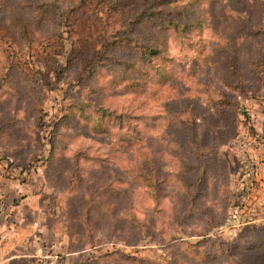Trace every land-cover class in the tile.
<instances>
[{"label": "rangeland", "instance_id": "obj_1", "mask_svg": "<svg viewBox=\"0 0 264 264\" xmlns=\"http://www.w3.org/2000/svg\"><path fill=\"white\" fill-rule=\"evenodd\" d=\"M95 1L0 0V225L60 264H264V0H160L174 28L111 15L108 47Z\"/></svg>", "mask_w": 264, "mask_h": 264}, {"label": "trees", "instance_id": "obj_2", "mask_svg": "<svg viewBox=\"0 0 264 264\" xmlns=\"http://www.w3.org/2000/svg\"><path fill=\"white\" fill-rule=\"evenodd\" d=\"M122 0H96L95 5L91 10V14L93 15L94 22L91 24H88L86 27L81 26V29L78 31L80 34H83V31L87 30L90 31V28L92 29L95 26H102L105 25V22H107V19L111 15H117L119 17H122L123 19H126L128 23H131V27L139 26L138 24L144 23V25H148L152 28H159L160 31H166L168 29L174 28L176 25H173L174 21L171 19L166 18L168 13H165L163 11V8L159 7L161 10L155 9L157 5H161L160 0H137V3L132 4L128 9H122L119 10V5ZM163 5L167 7L170 2H173V0H162ZM105 31H103V37L105 38L103 43L105 47H108L109 44V32H107V27L105 25ZM109 35V36H107ZM158 38V36H157ZM80 43L82 44L81 40ZM70 44L72 45V50L74 49V40L70 41ZM103 45V46H104ZM82 46H84L82 44ZM150 46H154V44L151 45H142L138 51L140 52L141 58L144 62L147 64H151V58L152 56H157L159 54V49L154 46V49H150ZM101 113L103 114L102 117H109L113 120H116L117 122L119 119V116H115L112 112L101 110ZM119 125V123H117ZM185 127L186 124H185ZM189 130L192 131L191 127H188Z\"/></svg>", "mask_w": 264, "mask_h": 264}, {"label": "crops", "instance_id": "obj_3", "mask_svg": "<svg viewBox=\"0 0 264 264\" xmlns=\"http://www.w3.org/2000/svg\"><path fill=\"white\" fill-rule=\"evenodd\" d=\"M5 225V226H4ZM0 225V264H50L41 227L19 221ZM58 244V243H57ZM56 244L51 245L54 248ZM18 250L17 255L13 252ZM22 253V255H18ZM61 260V259H60Z\"/></svg>", "mask_w": 264, "mask_h": 264}, {"label": "built area", "instance_id": "obj_4", "mask_svg": "<svg viewBox=\"0 0 264 264\" xmlns=\"http://www.w3.org/2000/svg\"><path fill=\"white\" fill-rule=\"evenodd\" d=\"M51 258H52V262L50 264H60L61 263L60 257L58 255H53Z\"/></svg>", "mask_w": 264, "mask_h": 264}]
</instances>
